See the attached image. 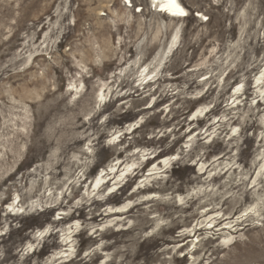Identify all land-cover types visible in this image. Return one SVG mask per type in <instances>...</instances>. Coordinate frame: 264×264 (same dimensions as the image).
Returning a JSON list of instances; mask_svg holds the SVG:
<instances>
[{
  "label": "rangeland",
  "instance_id": "rangeland-1",
  "mask_svg": "<svg viewBox=\"0 0 264 264\" xmlns=\"http://www.w3.org/2000/svg\"><path fill=\"white\" fill-rule=\"evenodd\" d=\"M180 1L0 0V264H264V0Z\"/></svg>",
  "mask_w": 264,
  "mask_h": 264
},
{
  "label": "bare ground",
  "instance_id": "bare-ground-1",
  "mask_svg": "<svg viewBox=\"0 0 264 264\" xmlns=\"http://www.w3.org/2000/svg\"><path fill=\"white\" fill-rule=\"evenodd\" d=\"M149 1L152 4H155L156 8L161 6V10H163L165 12L163 15H165L167 17L181 18L183 15L188 13V10L182 5L180 0H149ZM180 10L183 11V14H180ZM199 15H200V13L197 14V16H199ZM171 41L172 42H171V45L169 46V50H168L170 52L174 50V47H176L177 42L179 41L178 34H175L174 39ZM206 78L207 77H205L204 79H206ZM262 83H264V73L260 77H258L255 86L260 87ZM237 93H239V90L237 91ZM261 161L264 162V157L260 160V162ZM168 164L169 163L166 162V165L164 167H168ZM263 166H264V164H263ZM156 169H158V167L153 168L152 170H156ZM263 170H264L263 167H261L259 170L258 177L260 179L263 178V174H264ZM126 171H128V169H126ZM154 173H155V171H153L150 174H154ZM121 179H122V176H119L117 181H120ZM105 184H106V182H104L103 184H100V185L103 187ZM97 185H98V183H97ZM180 200H182V198ZM210 209H211V207H206V208L202 209L201 213L203 214V216H205ZM113 211L115 214H120V213H124V212L129 213L131 211V208H125L124 206H116V207L112 208L111 212H113ZM106 213H108V212H106ZM224 217H225V221H222L221 223H217L216 214H212L209 217L206 215L202 221H198L193 227L186 229V232L181 233V236L187 235V237L193 238V242L195 240V242L199 243L201 241L200 236L203 235L205 233V231H207L208 229L215 230L219 235L223 234L224 231L227 233L234 232V228L237 225V220L231 221L230 216H224ZM227 220H230V221H227ZM187 231L189 232V234ZM194 238H196V239H194ZM194 248L196 249L197 245H195L193 247V249Z\"/></svg>",
  "mask_w": 264,
  "mask_h": 264
},
{
  "label": "snow or ice",
  "instance_id": "snow-or-ice-1",
  "mask_svg": "<svg viewBox=\"0 0 264 264\" xmlns=\"http://www.w3.org/2000/svg\"><path fill=\"white\" fill-rule=\"evenodd\" d=\"M180 14H183V11L182 10H180Z\"/></svg>",
  "mask_w": 264,
  "mask_h": 264
}]
</instances>
